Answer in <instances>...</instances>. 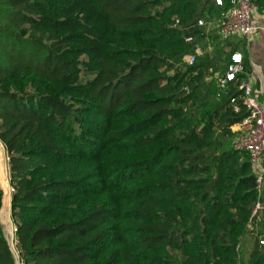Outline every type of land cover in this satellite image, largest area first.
<instances>
[{"label":"trees","instance_id":"trees-1","mask_svg":"<svg viewBox=\"0 0 264 264\" xmlns=\"http://www.w3.org/2000/svg\"><path fill=\"white\" fill-rule=\"evenodd\" d=\"M119 1L0 0V142L27 264H264V191L226 147L250 66L218 96L210 53L181 64L231 0H128V17ZM7 194L0 178V215Z\"/></svg>","mask_w":264,"mask_h":264},{"label":"built area","instance_id":"built-area-1","mask_svg":"<svg viewBox=\"0 0 264 264\" xmlns=\"http://www.w3.org/2000/svg\"><path fill=\"white\" fill-rule=\"evenodd\" d=\"M216 1L219 5L223 4V0ZM231 4V7L226 12L222 13L219 23V33L225 38L234 35L241 36L249 44L258 30L256 24L258 7L253 0H231ZM203 24L204 21L200 20L199 25ZM192 40V37H186L187 42H191ZM203 54V49L197 48L193 53L188 55V62L195 63L197 58ZM237 57H239V59H237ZM209 73L216 77L217 85L220 90L218 96H221L222 92L228 88L230 81L235 80L239 74L245 73L243 54L239 52L233 53L224 72L215 71L213 67H210ZM239 89L242 91L241 98L243 104L247 108V115L242 121L236 124L237 129L234 131V149L249 153L251 168L257 179V188L262 196L264 191V106L260 104L257 99L254 83L250 74L243 79ZM231 104L236 112L240 111L238 98H232ZM11 181V168H9V199H11L12 195L16 192V188ZM262 197H264V195ZM263 210L264 201L259 200L253 209V216H258V219H260ZM11 228L12 237L9 242L14 255V264H27L17 236L18 227L13 223ZM261 244H264L263 239L261 240Z\"/></svg>","mask_w":264,"mask_h":264},{"label":"crops","instance_id":"crops-1","mask_svg":"<svg viewBox=\"0 0 264 264\" xmlns=\"http://www.w3.org/2000/svg\"><path fill=\"white\" fill-rule=\"evenodd\" d=\"M219 23H220V18L218 17V18H213L211 21L206 22L205 25L203 26L206 27L205 28L206 40L205 37L204 40L207 43L206 48L203 49L204 53L208 52L216 59L217 62L216 67L213 68L215 69V71L218 72H224L233 53L239 52L243 54L244 61L248 62L251 69L250 77L252 78L254 83L257 99L260 102V104L264 106V12L260 11L259 9L257 11L256 24L258 26V30L256 31L252 41L249 44L243 37L238 35H234L233 37H227V38L222 37L219 33ZM236 129H237V125H234L232 127L233 132ZM0 176H1L0 177L1 183L3 185V190L6 194L9 189L7 170L5 172V176L1 174V170H0ZM4 182L6 183V187ZM6 200H8V208L6 209L5 213H2L1 211L0 222L7 223L9 224L10 227H12L14 221L11 216V199H9V196L8 199L5 196L4 205ZM261 214L264 215V210L261 212ZM11 233L12 232L10 233L8 232L10 238L12 237ZM247 240H251L250 236L248 235H246L243 238L242 242L245 241L247 242ZM248 253H249L248 251H245L246 256L248 255Z\"/></svg>","mask_w":264,"mask_h":264},{"label":"rangeland","instance_id":"rangeland-1","mask_svg":"<svg viewBox=\"0 0 264 264\" xmlns=\"http://www.w3.org/2000/svg\"><path fill=\"white\" fill-rule=\"evenodd\" d=\"M106 9L111 13V10H110V6L107 7L105 5ZM116 10H119V12L121 11L126 17L130 16L131 15V7H130V1L128 0H123V3H121V1H119V4L117 5V8ZM112 14V13H111ZM120 24V23H119ZM204 30L206 27H203ZM233 37V36H231ZM205 40H206V35H205ZM203 39V41L199 44V48L201 49H205L206 48V41ZM232 41V40H231ZM190 55V54H189ZM188 55L187 56H184L182 61H181V64L183 63H189L188 62ZM234 139H235V134H233L230 139H229V142H227V146L228 148H234ZM0 162H1V167H2V170H3V174L5 176V172L7 170V178H8V175H9V163H8V157H7V153H6V150L5 148L3 147L2 145V142H0ZM8 193V192H7ZM7 197H8V194H7ZM263 201H264V197H263ZM8 208V200H7V204L6 206L4 207V210H3V213L6 212V209ZM4 215V214H3ZM1 219V217H0ZM3 222V221H2ZM2 225V231H3V234H4V237H6L5 239L8 241V244L10 246V235L8 234V232L10 233L11 232V227L9 226V224L7 223H1ZM8 230V232H7ZM262 239H264V237H262ZM251 245H252V239L251 240H247V242H242V248H243V251H248L250 250L251 248ZM250 247V248H249ZM10 249H11V246H10ZM12 251V250H11ZM14 257V255H13ZM242 264H245V262H243Z\"/></svg>","mask_w":264,"mask_h":264},{"label":"water","instance_id":"water-1","mask_svg":"<svg viewBox=\"0 0 264 264\" xmlns=\"http://www.w3.org/2000/svg\"><path fill=\"white\" fill-rule=\"evenodd\" d=\"M188 35H189V34H187V36H188ZM234 248L237 249V246H234Z\"/></svg>","mask_w":264,"mask_h":264},{"label":"snow or ice","instance_id":"snow-or-ice-1","mask_svg":"<svg viewBox=\"0 0 264 264\" xmlns=\"http://www.w3.org/2000/svg\"><path fill=\"white\" fill-rule=\"evenodd\" d=\"M237 59H239V57H237Z\"/></svg>","mask_w":264,"mask_h":264}]
</instances>
